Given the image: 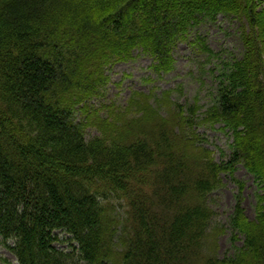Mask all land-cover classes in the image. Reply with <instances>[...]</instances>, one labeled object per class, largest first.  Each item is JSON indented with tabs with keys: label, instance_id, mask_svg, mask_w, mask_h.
<instances>
[{
	"label": "trees",
	"instance_id": "16d2710c",
	"mask_svg": "<svg viewBox=\"0 0 264 264\" xmlns=\"http://www.w3.org/2000/svg\"><path fill=\"white\" fill-rule=\"evenodd\" d=\"M221 15L243 46L222 62L198 32ZM184 42L219 61L209 115L234 139L228 160L168 91L95 104L115 64L139 52L162 77ZM222 174L238 185L223 258L208 200ZM0 245L17 264H264V0H0Z\"/></svg>",
	"mask_w": 264,
	"mask_h": 264
},
{
	"label": "rangeland",
	"instance_id": "374dc122",
	"mask_svg": "<svg viewBox=\"0 0 264 264\" xmlns=\"http://www.w3.org/2000/svg\"><path fill=\"white\" fill-rule=\"evenodd\" d=\"M239 22L236 19L219 16L216 22L202 25L198 32L206 38L207 45L219 53L222 60H227L230 56H240L243 50L239 34ZM175 65L174 69L159 77L150 66L153 58L136 52L135 58L128 62L115 64L108 70L109 82L104 97L96 101L98 105H117L126 107L137 92L149 94L153 97V102L164 99L163 92H170L171 101L184 105L193 106L196 111L195 126L192 131L196 132L198 145L212 152L215 160L221 161V151H225L226 160L232 155L229 144L234 141L230 134L219 130L221 124L215 122L209 115L212 102L213 88L216 87L217 63L216 59L207 62V54L197 51L188 43H180L174 51ZM208 63V64H207ZM215 70V74L212 71ZM158 104V103H155ZM81 120V115L78 116ZM212 118V121L206 118ZM100 133L95 128L87 130V137L98 136ZM238 180L245 181L242 192L243 207L246 216L253 220L255 215V191L256 184L252 175L248 174L243 166H238L235 171ZM224 186L209 197V203L214 215L211 218L210 228L224 227L226 231L218 232L213 241L217 246L218 255L221 258L228 253L233 252L232 230L229 225V218L233 214L238 192V185L231 181L230 177L222 174ZM214 228V229H215ZM213 229V230H214ZM243 238L235 242V245L242 246ZM57 247H66L65 245L55 244ZM0 256L7 259V263L0 261V264H17L16 257L4 246L0 245Z\"/></svg>",
	"mask_w": 264,
	"mask_h": 264
}]
</instances>
